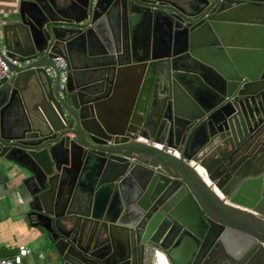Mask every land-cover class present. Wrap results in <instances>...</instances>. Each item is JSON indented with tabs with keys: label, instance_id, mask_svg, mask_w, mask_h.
I'll return each instance as SVG.
<instances>
[{
	"label": "water",
	"instance_id": "95a60500",
	"mask_svg": "<svg viewBox=\"0 0 264 264\" xmlns=\"http://www.w3.org/2000/svg\"><path fill=\"white\" fill-rule=\"evenodd\" d=\"M13 4L0 168L41 255L264 264V0Z\"/></svg>",
	"mask_w": 264,
	"mask_h": 264
},
{
	"label": "crops",
	"instance_id": "0c3cea01",
	"mask_svg": "<svg viewBox=\"0 0 264 264\" xmlns=\"http://www.w3.org/2000/svg\"><path fill=\"white\" fill-rule=\"evenodd\" d=\"M13 3L14 0H0V19L7 17ZM9 194L8 179L0 168V251L17 253L20 247H26L28 254L24 257V264H53L41 255L35 245L31 246L34 244L33 233L28 223L16 214L14 201Z\"/></svg>",
	"mask_w": 264,
	"mask_h": 264
},
{
	"label": "built area",
	"instance_id": "2783aa9c",
	"mask_svg": "<svg viewBox=\"0 0 264 264\" xmlns=\"http://www.w3.org/2000/svg\"><path fill=\"white\" fill-rule=\"evenodd\" d=\"M6 61L12 66H21L28 65L30 61H25L24 63H20L16 58H10L8 56V51L4 46L0 47V81L9 80L14 75L15 72L11 71L9 66L6 64ZM53 67L56 69V73L54 72L52 67L45 66L43 67L45 73L52 79L57 76L58 78V89L59 95L61 98L65 96L66 86H67V73L68 66L63 57L57 56L52 59ZM202 176H206L204 171L201 172ZM264 247V246H263ZM28 254V249L26 247H20L13 256L2 258L0 257V264H24V257Z\"/></svg>",
	"mask_w": 264,
	"mask_h": 264
},
{
	"label": "trees",
	"instance_id": "16d2710c",
	"mask_svg": "<svg viewBox=\"0 0 264 264\" xmlns=\"http://www.w3.org/2000/svg\"><path fill=\"white\" fill-rule=\"evenodd\" d=\"M14 254H15L14 252L0 251V257H2V258L11 257Z\"/></svg>",
	"mask_w": 264,
	"mask_h": 264
},
{
	"label": "rangeland",
	"instance_id": "374dc122",
	"mask_svg": "<svg viewBox=\"0 0 264 264\" xmlns=\"http://www.w3.org/2000/svg\"><path fill=\"white\" fill-rule=\"evenodd\" d=\"M2 46V42L0 41V47ZM32 247H34V244H31Z\"/></svg>",
	"mask_w": 264,
	"mask_h": 264
}]
</instances>
